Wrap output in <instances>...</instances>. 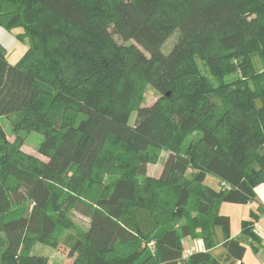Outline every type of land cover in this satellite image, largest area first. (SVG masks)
Masks as SVG:
<instances>
[{
	"label": "trees",
	"instance_id": "1",
	"mask_svg": "<svg viewBox=\"0 0 264 264\" xmlns=\"http://www.w3.org/2000/svg\"><path fill=\"white\" fill-rule=\"evenodd\" d=\"M16 27L21 58L0 44V116L15 114L12 141L0 122V264H48L33 246L63 243L69 264L241 260L219 206L264 184V0H0V28ZM22 131L43 134L46 161L21 149ZM80 207L88 227L73 234ZM254 217L239 226L258 243ZM184 237L204 250L182 258Z\"/></svg>",
	"mask_w": 264,
	"mask_h": 264
},
{
	"label": "rangeland",
	"instance_id": "2",
	"mask_svg": "<svg viewBox=\"0 0 264 264\" xmlns=\"http://www.w3.org/2000/svg\"><path fill=\"white\" fill-rule=\"evenodd\" d=\"M21 31L22 29L20 27L13 28L11 30H6V29L0 30V42L6 48V59L10 64H14L15 62H17L28 48L27 39L21 41L16 38V34ZM114 38L117 40V42H121V39L118 36L114 35ZM176 39H177V32L175 31L167 38V40L165 41V43L161 48L164 54H167L170 51L171 47L176 42ZM255 66L258 71L264 70V66L258 60L255 61ZM158 97L159 95L157 91L152 86L146 85L142 92L141 104L143 106H149ZM135 117H136V113L132 112L129 117V123L131 125H133ZM14 118H15V114H10L8 116L5 115L0 116V122L6 131L7 138L9 141H12L14 139V136L11 133L12 120ZM21 135H23L24 137V144L21 146V149L28 154L35 155L39 157L41 160L46 161L47 158L37 152L38 146L42 141V139L44 138L43 134L35 131H29V132L22 131ZM194 137L195 135H189L185 143L187 144L188 142L192 141ZM159 155H160L159 159L156 162L154 163L148 162L146 164L147 175L158 176L160 174L164 161L167 157V153L165 151H162ZM115 179H116L115 175H109L107 177L106 182L107 183L112 182ZM139 179L142 180L143 177L140 176ZM206 183L212 185L213 187H215L217 184L216 179L212 176H207ZM70 221L74 225V231H71L73 234L75 233V231L82 232L86 230V228L88 227L89 220L87 215L85 214L84 208L80 207L78 209L73 210L72 213L70 214ZM218 228L219 227H216L215 229ZM35 245L33 246L32 252H34V254L36 255L45 256L48 264H69L71 261V259L67 256L68 247L64 243L58 246L56 249L42 244H35Z\"/></svg>",
	"mask_w": 264,
	"mask_h": 264
},
{
	"label": "crops",
	"instance_id": "3",
	"mask_svg": "<svg viewBox=\"0 0 264 264\" xmlns=\"http://www.w3.org/2000/svg\"><path fill=\"white\" fill-rule=\"evenodd\" d=\"M4 29V28H0ZM21 33V32H19ZM5 34V33H3ZM1 34V35H3ZM18 34V33H17ZM2 45V43L0 42ZM3 46V45H2ZM4 47V46H3ZM5 48V47H4ZM6 50V48H5ZM217 182V180H216ZM217 186V184H216ZM215 186V187H216ZM256 198L254 201L246 204H234L223 202L219 206V212L229 216L230 218V237L242 238L245 244V252L241 260H227L222 261L221 264H264V184H258L254 188ZM254 214V232L259 238V242H251L247 237L242 236L241 227L239 226L244 219L251 218V214ZM216 238L219 244L215 246L211 252L218 257H225V251L221 246L223 241L221 229H215ZM183 251L187 249L204 250V245L200 239H192L190 237H184L182 239ZM36 246V245H35ZM34 253V252H33Z\"/></svg>",
	"mask_w": 264,
	"mask_h": 264
},
{
	"label": "built area",
	"instance_id": "4",
	"mask_svg": "<svg viewBox=\"0 0 264 264\" xmlns=\"http://www.w3.org/2000/svg\"><path fill=\"white\" fill-rule=\"evenodd\" d=\"M192 251H193V249L184 250L182 253V258H186Z\"/></svg>",
	"mask_w": 264,
	"mask_h": 264
},
{
	"label": "water",
	"instance_id": "5",
	"mask_svg": "<svg viewBox=\"0 0 264 264\" xmlns=\"http://www.w3.org/2000/svg\"><path fill=\"white\" fill-rule=\"evenodd\" d=\"M168 95V94H167ZM255 105L259 109L261 107V101L259 99L255 100Z\"/></svg>",
	"mask_w": 264,
	"mask_h": 264
}]
</instances>
